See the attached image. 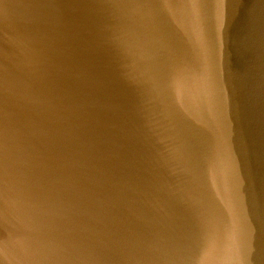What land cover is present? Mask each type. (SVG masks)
Segmentation results:
<instances>
[{"label":"water","instance_id":"obj_1","mask_svg":"<svg viewBox=\"0 0 264 264\" xmlns=\"http://www.w3.org/2000/svg\"><path fill=\"white\" fill-rule=\"evenodd\" d=\"M0 264H264V0H0Z\"/></svg>","mask_w":264,"mask_h":264}]
</instances>
